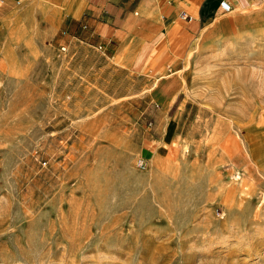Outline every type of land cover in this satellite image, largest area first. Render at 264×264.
<instances>
[{
  "label": "rangeland",
  "instance_id": "obj_1",
  "mask_svg": "<svg viewBox=\"0 0 264 264\" xmlns=\"http://www.w3.org/2000/svg\"><path fill=\"white\" fill-rule=\"evenodd\" d=\"M254 22L188 50L162 109L157 75L59 43L35 3L0 2V264H264Z\"/></svg>",
  "mask_w": 264,
  "mask_h": 264
},
{
  "label": "crops",
  "instance_id": "obj_2",
  "mask_svg": "<svg viewBox=\"0 0 264 264\" xmlns=\"http://www.w3.org/2000/svg\"><path fill=\"white\" fill-rule=\"evenodd\" d=\"M14 1L47 10L59 43L91 45L119 65L157 75L150 94L162 109L188 83L187 51L210 42L213 28L227 21L233 28L264 24V0H225L227 12L219 9L221 0H0Z\"/></svg>",
  "mask_w": 264,
  "mask_h": 264
},
{
  "label": "built area",
  "instance_id": "obj_3",
  "mask_svg": "<svg viewBox=\"0 0 264 264\" xmlns=\"http://www.w3.org/2000/svg\"><path fill=\"white\" fill-rule=\"evenodd\" d=\"M219 9L221 10V12H227L229 10V4L225 0H221L219 2ZM61 48L63 49V47H61ZM142 162H143V159L139 158L138 163L142 164Z\"/></svg>",
  "mask_w": 264,
  "mask_h": 264
}]
</instances>
